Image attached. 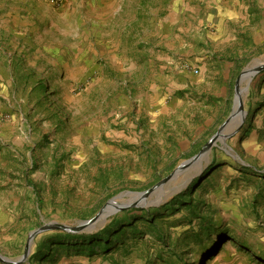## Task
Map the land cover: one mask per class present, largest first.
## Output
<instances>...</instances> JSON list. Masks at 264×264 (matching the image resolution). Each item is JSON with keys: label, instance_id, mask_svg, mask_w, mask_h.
<instances>
[{"label": "rangeland", "instance_id": "rangeland-1", "mask_svg": "<svg viewBox=\"0 0 264 264\" xmlns=\"http://www.w3.org/2000/svg\"><path fill=\"white\" fill-rule=\"evenodd\" d=\"M89 1L52 5L47 19L18 14L16 26L0 17V255L13 261L43 225L77 227L197 156L232 114L239 78L264 61V0L242 1L248 26L235 42L219 0ZM242 86V127L166 184L187 182L190 206L168 212L174 194L117 212L155 228L138 222L141 235L107 254L53 246L63 231H48L23 264L51 246L49 264H264V71Z\"/></svg>", "mask_w": 264, "mask_h": 264}, {"label": "water", "instance_id": "water-1", "mask_svg": "<svg viewBox=\"0 0 264 264\" xmlns=\"http://www.w3.org/2000/svg\"><path fill=\"white\" fill-rule=\"evenodd\" d=\"M251 70L252 71L250 72V77L252 80L256 75H258L264 71V61H262L260 66L253 67ZM245 73H246V71L243 73V75ZM243 75L238 80L239 84L242 80ZM246 90H248V87H246ZM238 92H239V86L237 87V95H238ZM238 114H244L245 118L243 119L242 123L235 128L236 130L235 129L232 130L234 117H236V115H238ZM245 119H246V112L244 109V102L240 101L238 103V105L236 106V101H235V105H234V109H233L232 114L226 120V122L221 126L218 133L204 146V148L201 150V152L197 156L193 157L191 160H189L188 162H186L185 164L180 166L177 170H175L171 175H169L166 179H164L158 185L154 186L153 188H151V189H149L143 193L125 192V193L121 194L118 197V199L122 200L124 197H129V200L122 201L121 203H119V205L118 204L116 205L114 203V200L110 201L94 218H92L89 221L80 222L77 227H70L67 225H62V224H59L57 222L47 223V224L43 225L42 227L36 229L35 231H33L30 234L29 241H28L26 248H25V252L18 260L13 261V260H10L6 257H2L0 255V261L3 263H6V264H23L25 261H27V259L31 255L34 240H35L36 236H38L40 234L46 233L48 231H53V230L63 231V232L72 233V234H78V233H81L84 231H91L92 229H94L97 226L99 221L104 219V223H105L110 216L116 214L117 212L128 210V209H134V208H143V207H146L147 205L152 204L149 201L150 197L156 196L158 199V197H160L159 193L161 192V189L163 186H165L167 183L175 180L179 173H181L185 169L189 168L192 164L199 161L202 158V156L208 154L211 151V148L214 146L215 143H217L218 141H221V140H225L228 137L233 136L242 127ZM229 129H231V130H229ZM225 130L226 131L229 130L226 133L227 135L223 134ZM182 189L183 188H181L179 191H177L175 193V195L179 194ZM160 202L161 201L157 200V204H159Z\"/></svg>", "mask_w": 264, "mask_h": 264}, {"label": "trees", "instance_id": "trees-1", "mask_svg": "<svg viewBox=\"0 0 264 264\" xmlns=\"http://www.w3.org/2000/svg\"><path fill=\"white\" fill-rule=\"evenodd\" d=\"M49 83H50L49 79L44 77V79L42 81V87L41 88H46V89H48V91H51L52 87L50 86ZM37 194H38V192H37ZM185 197H186V194L183 192V193L177 195L173 200H171L166 206L168 212H172L175 208H178V206H181V205H183V206L189 205L190 206L192 200H190L189 203H186L184 201ZM38 203L40 206L43 205V202L40 199H38ZM131 211L132 212H134V211L139 212L138 209H133ZM141 211L147 213V211H144V210H141ZM127 213H130V211ZM117 217H119V215L112 216L111 217V220H112L111 225L112 226L109 229H106V230L98 233L97 235L72 234V233L62 232L63 237L60 236V239L54 241L52 244H53V246H55V245H61L64 242H68V244L74 243V244L70 245V246H74V247L81 245L80 248L78 247L77 251L88 252L89 256L97 255L95 249H96V247H98V248L101 247V249H99V252L103 253V254H107L111 250V248L113 247L115 239L119 238L118 242H124V238L126 237V235L129 232H133L136 236L141 235L140 233H138V234L135 233L136 224L138 222L145 221L149 224H152L149 227L155 228L156 219L152 220V218L148 219V217H144V216H141V217L131 216L128 221H126L124 219L120 220V221H116ZM159 238H160L159 242L165 241V238L163 235H161ZM53 246H51L48 250L51 253H49V252L45 253L43 251L44 249L40 247L30 257L28 264H49L52 261V259H55L53 254H55V252L56 251L58 252V250H59V249H56L54 251ZM179 257L180 258H178V260L181 261L182 264H186L185 262L182 261L183 258L181 256H179Z\"/></svg>", "mask_w": 264, "mask_h": 264}, {"label": "crops", "instance_id": "crops-1", "mask_svg": "<svg viewBox=\"0 0 264 264\" xmlns=\"http://www.w3.org/2000/svg\"><path fill=\"white\" fill-rule=\"evenodd\" d=\"M84 0H80L82 3ZM98 0H90L88 3L91 5L96 4ZM220 4L216 6V20L217 22L230 20L231 30L233 34V41L237 40V30L238 28L246 29L248 23L241 24V15L242 12H247L248 10L244 6L243 0H219ZM74 2H78V0H74ZM226 3V6L224 4ZM75 5V4H74ZM52 4L49 0H0V17H4V19L14 22L13 25L16 26L15 23L19 22L17 15L23 14L27 15L30 18H44L47 19V13L51 11ZM63 8V7H62ZM39 16V17H38ZM8 24V23H7ZM220 26V23L218 24ZM6 25H2L4 27ZM247 30V29H246ZM234 68V64L230 63V69L226 72L228 75L232 73Z\"/></svg>", "mask_w": 264, "mask_h": 264}, {"label": "bare ground", "instance_id": "bare-ground-1", "mask_svg": "<svg viewBox=\"0 0 264 264\" xmlns=\"http://www.w3.org/2000/svg\"><path fill=\"white\" fill-rule=\"evenodd\" d=\"M261 63H262V61H256L255 63H254V65H252L247 71H246V73L243 75V77H242V80H241V83H240V85H239V92H238V95H237V97H236V106L238 105V103L240 102V101H242V102H244L245 101V99L247 98V96H248V94H249V90H246V87L244 88L242 85L243 84H246L247 86H249L250 84H251V82H252V80H251V77H250V72L252 71L251 69L253 68V67H256V66H260L261 65ZM245 118V115L244 114H238V115H236V117H234V121H233V125H232V130L233 129H235L238 125H240L241 123H242V121H243V119ZM229 130H231V129H229ZM229 130H227V131H229ZM227 131L225 130L224 131V133L223 134H226L227 133ZM222 134V135H223ZM224 136V135H223ZM209 154V153H208ZM208 154H206V155H204V156H202V158L199 160V161H201L202 159H204V158H207L208 157ZM199 161H197L196 163H198ZM195 164V163H194ZM193 164V165H194ZM192 166V165H191ZM190 168V167H189ZM189 168H187V169H185L186 171L189 169ZM184 170V171H185ZM183 172V171H182ZM179 175V174H178ZM178 175H177V177H178ZM176 177V178H177ZM176 180V179H175ZM187 182H185L183 185H181V186H179V187H176V188H172L173 187V185L172 186H163L162 187V189H161V192L159 193V196H160V198H158V201H163V200H165V199H167V198H169V197H171L172 195H174L177 191H179L182 187H184V185L186 184ZM170 188H171V190H170ZM114 203L117 205H119V202H117V201H114ZM104 223V219H102L101 221H99L98 222V224H103ZM97 224V225H98Z\"/></svg>", "mask_w": 264, "mask_h": 264}, {"label": "built area", "instance_id": "built-area-1", "mask_svg": "<svg viewBox=\"0 0 264 264\" xmlns=\"http://www.w3.org/2000/svg\"><path fill=\"white\" fill-rule=\"evenodd\" d=\"M65 1H66V0H49V2H50L52 5H57V6L64 4ZM196 72H197V71H196Z\"/></svg>", "mask_w": 264, "mask_h": 264}]
</instances>
